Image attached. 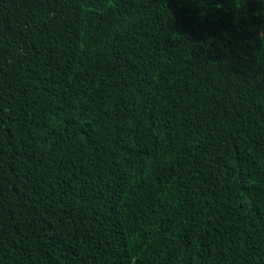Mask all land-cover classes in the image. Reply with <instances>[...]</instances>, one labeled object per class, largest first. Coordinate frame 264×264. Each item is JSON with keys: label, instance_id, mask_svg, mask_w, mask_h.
I'll list each match as a JSON object with an SVG mask.
<instances>
[{"label": "trees", "instance_id": "trees-1", "mask_svg": "<svg viewBox=\"0 0 264 264\" xmlns=\"http://www.w3.org/2000/svg\"><path fill=\"white\" fill-rule=\"evenodd\" d=\"M0 264H264V0H0Z\"/></svg>", "mask_w": 264, "mask_h": 264}]
</instances>
